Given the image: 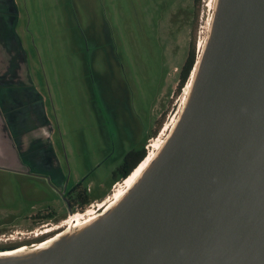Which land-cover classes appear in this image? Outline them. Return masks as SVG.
<instances>
[{
	"label": "rangeland",
	"instance_id": "rangeland-1",
	"mask_svg": "<svg viewBox=\"0 0 264 264\" xmlns=\"http://www.w3.org/2000/svg\"><path fill=\"white\" fill-rule=\"evenodd\" d=\"M21 1L30 69L54 132L48 142L18 141L24 171L0 168V248L33 246L39 237L30 233L50 223L37 216L62 214L49 225L57 226L114 196L125 157L144 144L147 152L184 110L181 73L193 52L199 58L214 9V0ZM76 186L91 204L67 211L64 196Z\"/></svg>",
	"mask_w": 264,
	"mask_h": 264
},
{
	"label": "water",
	"instance_id": "water-1",
	"mask_svg": "<svg viewBox=\"0 0 264 264\" xmlns=\"http://www.w3.org/2000/svg\"><path fill=\"white\" fill-rule=\"evenodd\" d=\"M61 264H264V0H227L161 165Z\"/></svg>",
	"mask_w": 264,
	"mask_h": 264
},
{
	"label": "bare ground",
	"instance_id": "bare-ground-1",
	"mask_svg": "<svg viewBox=\"0 0 264 264\" xmlns=\"http://www.w3.org/2000/svg\"><path fill=\"white\" fill-rule=\"evenodd\" d=\"M226 4L227 0H214L212 2V8L214 9L208 37L206 42L200 43V55L186 87V94L189 96L186 99L185 107L180 117V113H177L171 122L166 123L160 135L151 141L146 158L127 179L122 181L123 183L115 185L113 189L114 196L109 195L107 199L89 207L86 213L70 215L60 225L48 226L40 233H37V231L32 232V235L37 233V236L41 237L62 230L54 239L43 245L15 253L0 254V264H61L66 251L68 254H78L84 243L107 220L121 211L146 185L161 165L174 140L177 139L179 133L182 131L196 101ZM11 239L13 240L12 235ZM67 244H69V247L66 249Z\"/></svg>",
	"mask_w": 264,
	"mask_h": 264
},
{
	"label": "crops",
	"instance_id": "crops-1",
	"mask_svg": "<svg viewBox=\"0 0 264 264\" xmlns=\"http://www.w3.org/2000/svg\"><path fill=\"white\" fill-rule=\"evenodd\" d=\"M23 19L21 0H0V168L11 171H24L18 141L48 142L54 132L40 77L30 69Z\"/></svg>",
	"mask_w": 264,
	"mask_h": 264
},
{
	"label": "trees",
	"instance_id": "trees-1",
	"mask_svg": "<svg viewBox=\"0 0 264 264\" xmlns=\"http://www.w3.org/2000/svg\"><path fill=\"white\" fill-rule=\"evenodd\" d=\"M196 63V55L193 52L192 56L189 58L187 64L185 65V67L183 68V73L181 74V78H180V82L178 85V94L181 92V90L184 88L189 75L191 73V71L193 70V67L195 66ZM159 130V129H158ZM158 131H156L155 136L157 134ZM137 154L135 153H129L125 159H124V163L118 168L117 172L114 173L113 175V185L123 181L125 179H127L132 172L138 167V165L146 158L147 152L146 149H144L140 154H138L137 158L132 161L131 159ZM132 161V162H131ZM77 190H81L80 186H76L72 192L75 193ZM80 200H79V205L78 208H80L81 210H84L85 207L89 204H91V199L89 198V195L87 194V190H82V192H80ZM76 207L74 205H72V209L74 210Z\"/></svg>",
	"mask_w": 264,
	"mask_h": 264
},
{
	"label": "flooded vegetation",
	"instance_id": "flooded-vegetation-1",
	"mask_svg": "<svg viewBox=\"0 0 264 264\" xmlns=\"http://www.w3.org/2000/svg\"><path fill=\"white\" fill-rule=\"evenodd\" d=\"M198 52H199V49H198ZM198 58V57H197ZM197 58H196V60H197ZM196 64V63H195ZM195 67V66H194ZM194 69V68H193ZM183 71V70H182ZM193 71V70H192ZM183 73V72H182ZM181 73V74H182ZM191 76H192V72H191V74H190V77H189V79H188V81H187V83L186 84H188V82H189V80H190V78H191ZM185 87V86H184ZM187 87V86H186ZM184 89V88H183ZM154 139H156V138H154ZM151 145V143H149V145H148V150H149V146ZM145 149V144L143 145V149L142 150H140V151H132V152H130V153H135V154H137L136 156H135V158L133 157L131 160L132 161H134L136 158H137V156H138V154H140L143 150ZM147 154H148V151H147ZM147 156V155H146ZM131 161V162H132ZM80 192H82V190H77L75 193H73L72 191L71 192H69L67 195H65L64 196V199H65V202H66V209H67V211H72L73 209H72V205H74L75 207H78V205L80 204L79 203V200H80V198L79 197H81L80 196ZM66 211V212H67ZM59 215H62V214H56L55 213V211H53V210H51V211H49V212H47V213H45V214H43V215H40V216H37V218H36V220H34V221H38L37 222V224L39 223V224H42L43 223V221H50V223L48 222L47 223V225H42V227H44V226H49V225H51L52 223H51V221H57V222H59L58 220H60L59 218H58V216ZM45 224V223H44ZM46 228V227H45ZM44 228V229H45ZM44 229H41V230H37V233H40V232H43L44 231ZM62 230H60V231H57V232H54V233H51V234H47V235H44V236H42V237H39V238H35V244H33V246H26L25 244H23V245H21V244H17V245H12V246H10V247H1L0 248V250H2L0 253H4V252H8V251H14V250H21L20 248L21 247H24V246H26V247H24V248H22V249H28V248H33V247H37V246H39V245H43V244H45L46 242H48L49 240H51V239H54L57 235H58V233H60ZM32 232H35V231H32ZM31 232V233H32ZM30 233V234H31ZM32 235V234H31ZM34 239V237H28V238H26V239H28V240H30V239ZM22 239V238H21ZM12 240V239H11Z\"/></svg>",
	"mask_w": 264,
	"mask_h": 264
},
{
	"label": "built area",
	"instance_id": "built-area-1",
	"mask_svg": "<svg viewBox=\"0 0 264 264\" xmlns=\"http://www.w3.org/2000/svg\"><path fill=\"white\" fill-rule=\"evenodd\" d=\"M147 151H148V149H147ZM118 183H116L115 185H117ZM115 185H114V187H115ZM76 215V214H75Z\"/></svg>",
	"mask_w": 264,
	"mask_h": 264
}]
</instances>
